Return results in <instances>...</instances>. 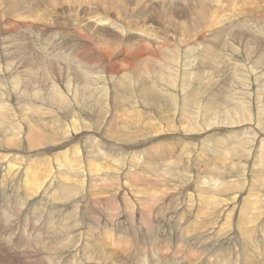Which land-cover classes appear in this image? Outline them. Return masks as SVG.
Segmentation results:
<instances>
[{
  "label": "rangeland",
  "instance_id": "1",
  "mask_svg": "<svg viewBox=\"0 0 264 264\" xmlns=\"http://www.w3.org/2000/svg\"><path fill=\"white\" fill-rule=\"evenodd\" d=\"M0 20V166L29 175L0 181V264H99L91 258L101 249L114 255L102 264H264V222L252 221L247 238L238 214L246 207L264 219V0H0ZM159 98L164 105L153 104ZM116 113L139 139L108 134ZM33 126L45 137L37 148L27 140ZM75 131L82 134L63 146ZM46 148L49 167L38 155ZM56 156L83 166L62 195L46 186L71 174L56 171ZM24 183L36 193L24 195ZM151 189L158 198L149 195L155 205L142 219L134 202ZM92 196L100 228L89 227ZM108 202L124 209L123 230ZM197 214L207 232L220 228L195 230L193 244L185 232ZM227 236L231 246L210 247Z\"/></svg>",
  "mask_w": 264,
  "mask_h": 264
},
{
  "label": "bare ground",
  "instance_id": "2",
  "mask_svg": "<svg viewBox=\"0 0 264 264\" xmlns=\"http://www.w3.org/2000/svg\"><path fill=\"white\" fill-rule=\"evenodd\" d=\"M230 1V0H229ZM232 2V1H231ZM230 2V3H231ZM236 2V1H235ZM11 4V3H10ZM75 9V8H74ZM10 11V10H9ZM36 12V11H35ZM89 12V11H88ZM230 15V14H229ZM2 16V15H1ZM90 17V16H89ZM2 18V17H1ZM4 18V17H3ZM15 18V17H14ZM92 18H93V15H92ZM21 19V18H20ZM11 20V19H10ZM19 20V19H18ZM85 20V19H84ZM6 21V20H5ZM7 21H9V20H7ZM0 22H1V20H0ZM5 23V22H4ZM7 23V22H6ZM16 24V23H15ZM7 25V24H6ZM11 28V27H10ZM3 29V28H2ZM8 29V28H7ZM14 29V28H13ZM9 30V29H8ZM11 30H12V28H11ZM144 35V34H143ZM162 52V51H161ZM161 56V55H160ZM168 58V57H167ZM148 66V65H147ZM160 67V66H159ZM161 69V68H160ZM160 71V70H159ZM169 71V70H168ZM167 71V72H168ZM170 75V74H169ZM15 76H16V74H15ZM26 80V79H25ZM142 88V87H141ZM38 90V89H37ZM35 91V90H34ZM152 91H153V89L151 88L150 90H145V92H143V93H145V98H146V100H149V99H153V96H152ZM142 92V91H141ZM31 93V92H30ZM29 93V94H30ZM161 99L162 98H159L157 101H155V103H153V104H160V105H164V103H162V101H161ZM150 102V101H149ZM148 102V103H149ZM131 103V102H130ZM145 103V102H144ZM143 103V104H144ZM147 103V102H146ZM151 104V103H150ZM147 105V104H146ZM102 106V105H101ZM124 106V105H123ZM133 106V105H132ZM155 108V107H154ZM163 108V107H162ZM166 108V107H165ZM169 108V107H168ZM96 109H97V107H96ZM171 110V109H170ZM190 110V109H189ZM123 111V110H122ZM188 113V112H187ZM192 113V112H191ZM99 115V114H98ZM108 117V116H107ZM118 117H119V115H117V113H116V115H115V118H113V119H110V123H109V130H108V134H110V135H112L113 137H116V138H118V139H123V140H134V139H136V137H137V135H139V133L136 135V134H134V132H133V130H134V128H132V123H130L129 124V126L127 127L126 125H123V124H120L119 122H118ZM110 118V117H109ZM120 118V117H119ZM9 120V119H8ZM121 121V120H120ZM4 122V121H3ZM23 122V121H22ZM229 122V121H228ZM82 123V121H80V123H78L79 125ZM95 123V122H94ZM135 123H136V121H135ZM18 124V123H17ZM77 124V123H76ZM143 124V123H142ZM137 126H138V124H136ZM15 127H16V125H14ZM13 126V127H14ZM75 125H73L72 126V129H71V132L72 131H74L75 129H76V127H74ZM146 126H148V125H146V124H144L143 126H142V128H144V129H146ZM33 127H35V126H33ZM140 127V126H139ZM81 128V127H80ZM133 130H132V129ZM136 128V127H135ZM148 128V127H147ZM195 128V127H194ZM16 129V128H15ZM29 128H27V130H28ZM108 129V128H107ZM156 129V130H155ZM155 129H153V131H156V132H153V133H158V129L157 128H155ZM77 130H79V127L77 128ZM161 130V129H160ZM7 131V130H6ZM18 131H19V129H18ZM21 131V130H20ZM9 132V131H8ZM76 132V133H75ZM75 132H73V135L72 136H69L70 138L68 139V140H65V141H63L61 144L63 145V146H67V145H69V144H71V142L73 141V138H76V137H79V134H82V131H75ZM106 132V131H105ZM147 132V131H146ZM4 133H5V131H4ZM10 134V133H9ZM18 135V134H17ZM28 136H27V140L28 141H30V147L32 148V147H39V141H41V140H43V139H45V137L43 136V135H41L40 134V132L38 131V129L35 127V128H30L29 129V132H28V134H27ZM74 135H76V136H74ZM134 135H136V137L134 136ZM157 135H159V134H157ZM25 136V135H24ZM81 136H84L85 138H90L91 136H92V134H91V136L90 135H81ZM95 136V135H94ZM96 137V136H95ZM142 137V136H141ZM138 138V137H137ZM7 139V138H6ZM20 139V138H19ZM93 140H92V142H94V140L96 139V138H92ZM139 139V138H138ZM8 140V139H7ZM10 140H11V138H10ZM22 140V139H21ZM12 141V140H11ZM15 141V140H14ZM44 142V141H43ZM96 142H97V140H96ZM125 142V141H124ZM16 143V142H15ZM20 143V142H19ZM15 145H17V144H15ZM44 145V144H43ZM126 146V145H125ZM36 147V148H37ZM100 148V147H99ZM187 149H189V147H187ZM51 151V149H49V148H46L45 149V151H43V152H38V155H40V156H43V157H46L47 155H45V153H47V151ZM100 150V149H99ZM185 150H186V148H185ZM154 151V150H153ZM167 151V150H166ZM187 151V150H186ZM17 152V151H16ZM73 152H75V154H76V156H78L79 155V149H75ZM148 152V151H147ZM158 152V151H157ZM157 152H155V153H157ZM222 152V151H221ZM36 153V152H35ZM160 153H162V152H160ZM171 153V152H170ZM237 153V151H235V154ZM59 154V153H58ZM223 154V153H222ZM225 154V153H224ZM239 154V153H238ZM19 155V154H18ZM49 155V154H48ZM112 155V154H111ZM161 155V154H160ZM160 155H158L159 156V158H160ZM35 156V155H34ZM71 156V155H70ZM115 156V155H114ZM151 156V155H150ZM158 156H157V160H158ZM169 156H171V155H169ZM153 157H155V156H153ZM166 157H167V155H166ZM165 157V155L163 156V161H165V160H167V158ZM141 158V157H140ZM170 158V157H169ZM6 159V158H5ZM46 159V162H47V165H48V167L50 166L49 164H50V162L52 161V162H54L52 159H51V157H46V158H44V160ZM139 159V158H138ZM56 161V164H58L57 165V169H56V167H54L53 168V170L54 169H56V171L58 172V171H60V173H69L70 174V171H71V174L69 175V177H67V174L63 177H61V176H53V177H51V180H48L47 182L48 183H46V186L48 187V189L50 188H52L53 186H55V187H57L56 189L54 188L53 190H54V192H58L57 194L58 195H62L63 193H64V191L65 190H67V188H69V187H62V185H66V186H68V183L69 182H78V181H80L81 179L79 178V177H77V175H80V173H77V172H79V170H77V169H81V168H83V166H80V165H77V161H75V159H70V162H69V160H68V158L66 159V161H64V165H60V162L62 161L61 159H60V156H56V159H55ZM77 160V159H76ZM106 161V160H105ZM152 161H154V160H152ZM178 161V160H177ZM15 162V161H14ZM45 162V163H46ZM51 162V163H52ZM160 162V160L159 161H156V163H159ZM80 164V163H79ZM208 164V163H207ZM106 165V164H105ZM114 165V164H113ZM162 165V164H161ZM169 165V164H168ZM65 166H73V167H75V168H72V170H71V168H69V172L67 171V170H65L64 168H65ZM135 166V165H134ZM22 167V166H21ZM24 167V166H23ZM45 167H47L46 165H45ZM51 167H53V166H51ZM59 167V168H58ZM178 167V166H177ZM21 168H20V166H18L17 164L15 165V163L14 164H11V162L10 163H8V164H5V165H1L0 166V181H2L3 183H4V181H8L9 180V183H11V184H15V183H17V184H21V180H22V174H24V175H26V178H28V170L26 169V171H24V168H23V171H21L20 170ZM51 169V168H50ZM90 170H91V168H89ZM155 169H157L156 167H155ZM64 170H65V172H64ZM150 170H152L153 171V169H150V168H146V171H148V172H151ZM45 171V173H46V170H44ZM51 171V170H50ZM91 171H93V170H91ZM99 172V171H101L100 170V167H98V166H96V168H95V172ZM105 171V170H104ZM161 171V170H160ZM49 172V171H48ZM54 172H55V170H54ZM54 172H52V173H50V174H53ZM57 172H56V174H57ZM135 172V171H134ZM34 173V172H33ZM38 173H39V171H38ZM43 173V172H42ZM49 173H46V175L48 176L49 175ZM8 174H10V176H8ZM95 174V173H94ZM143 174V173H142ZM174 174V173H173ZM36 175H38V174H36ZM35 175V176H36ZM97 175V174H96ZM128 175V174H127ZM148 175V174H147ZM138 175H135V177H137ZM42 177V176H41ZM46 177V176H45ZM134 177V178H135ZM39 179H40V177H38ZM57 178H60V179H62L63 181H61L60 182V184H59V182H57ZM140 178V177H139ZM158 180H156V182H157V184H159V179H160V177L159 178H157ZM162 179H163V177H161V181H162ZM28 180V179H27ZM33 180V179H32ZM105 180V179H104ZM208 180L209 179H207V180H205V182H204V184H203V189L204 190H207V192H208V190H210L209 192H211V187L209 188V187H207V186H205V185H208ZM31 180H29V182H30ZM37 181V180H36ZM202 181V180H201ZM2 182H1V184H2ZM5 182V183H6ZM27 182V181H26ZM34 182V181H33ZM44 182H45V180L43 179L42 180V182L41 183H43L44 184ZM211 182V181H210ZM8 183V182H7ZM35 184H38L37 182H34ZM33 183V184H34ZM10 184V185H11ZM29 184V183H28ZM210 185H212L211 183H209ZM9 185V186H10ZM42 184H40V185H37V188H38V186H40L39 188H38V190L42 187L41 186ZM98 185V184H97ZM5 186V185H4ZM20 185H18L17 187L15 186V187H12V185H11V188L12 189H14V190H16L17 189V191L19 192V187ZM22 186V185H21ZM21 186H20V188H21ZM24 186L26 187V188H24L25 190L23 191V193H24V195H27V194H31V195H33V194H35L36 192H35V190H33V189H31L29 186V188L27 187V185L24 183ZM32 186V185H31ZM105 187L107 186V185H104ZM213 186V185H212ZM33 187V186H32ZM44 187V186H43ZM42 187V188H43ZM23 188V187H22ZM138 188V187H137ZM169 188V187H168ZM36 189V188H35ZM96 189V188H95ZM151 190H153V189H151ZM190 190V189H189ZM203 190V191H204ZM220 190V189H219ZM140 191V190H139ZM39 192V191H38ZM143 192V191H142ZM141 191H140V193H142ZM152 192H156V193H151L150 194V192H148V196H147V198L146 199H141V200H138L139 202H134V203H136L137 205H139L140 207H143L142 208V210H143V212H141L142 213V219H147V216H149L148 214H149V211H150V209L152 208V205H155V204H153L154 203V200H156L157 198H155V194H157L158 193V191L156 190V191H152ZM22 193V192H21ZM19 194V193H18ZM51 194H52V192H51ZM139 194V193H138ZM210 194V193H209ZM149 195L150 196H152L153 197V199H151V201L153 202V203H150V200H149ZM257 195V194H256ZM28 196V195H27ZM54 196H55V193H54ZM13 197V196H12ZM28 197H30V196H28ZM48 197V196H47ZM62 197V196H61ZM60 197V198H61ZM64 197V196H63ZM58 198V197H57ZM65 198V197H64ZM155 198V199H154ZM172 198V197H171ZM215 198V197H214ZM15 199V198H14ZM50 199V198H49ZM66 199V198H65ZM227 199V198H226ZM263 199V198H262ZM89 200V199H88ZM219 200V199H218ZM251 200V199H250ZM55 201V200H54ZM58 201V200H57ZM60 201H61V199H60ZM96 201H97V199H96ZM143 201V202H142ZM200 201V200H199ZM198 201V202H199ZM203 201H204V198H203ZM254 201V200H253ZM253 201H251V203L253 202ZM27 202H28V200H27ZM50 202V201H49ZM53 202V201H52ZM94 202H95V196H92L91 197V200L89 201V203L90 204H93V209L95 210V212L94 213H91V219H92V223H91V225H89V227H91V226H93V225H96V227H99L100 228V223H103L102 222V215H103V212H101L100 210H97L96 208H95V204H94ZM124 201H122V203H123ZM207 202L208 203H210V198H208L207 197ZM261 202V201H260ZM259 202V203H260ZM1 203V202H0ZM126 203V202H125ZM133 203V204H134ZM156 203H158V202H156ZM202 203V202H201ZM250 202H249V204H251ZM254 204H255V201L253 202ZM10 204H12V203H10ZM38 204H40V203H38ZM42 204V203H41ZM97 204V203H96ZM109 206L111 205V206H113V207H115V209H116V211H114L115 213H113V216H111V218L110 219H112L113 220V218H116L117 220V223L119 222L120 224H121V226L120 227H117V228H119V230L120 229H122V227H124V225L126 224V222L125 221H128L127 220V217H124V215H123V211H124V209H123V211H120V208L121 207H119V204L117 205L116 203H112V204H109V202L107 203ZM133 204H130V203H127V204H125V205H129V207H130V210H131V208L133 209V210H135V207H134V205ZM230 204V203H229ZM101 205V204H100ZM248 205V204H247ZM22 206V205H21ZM40 206V205H39ZM58 206V205H57ZM249 206V205H248ZM251 206V205H250ZM259 206H260V204H259ZM263 206V205H262ZM20 207V206H19ZM46 207V206H45ZM108 207V206H107ZM128 207V208H129ZM157 207V206H156ZM254 207V206H253ZM38 208V207H37ZM40 208H41V206H40ZM110 207H108V209H109ZM112 208V207H111ZM126 208V207H125ZM127 208V209H128ZM107 209V208H106ZM107 209V210H108ZM159 209V208H158ZM187 209V208H186ZM251 209V208H250ZM255 209H257V208H255ZM42 210V209H41ZM79 210V205L77 206H75V204H74V206L72 205V211L73 212H75V211H78ZM111 210V209H110ZM120 211V212H117V211ZM153 210V209H152ZM230 210V209H229ZM260 210V209H259ZM261 210H262V208H261ZM141 211V210H140ZM160 211V210H159ZM232 211V210H231ZM264 211V210H263ZM18 212V211H17ZM86 212V211H85ZM108 212V211H107ZM127 212V211H126ZM130 212V211H129ZM129 212L127 213V214H129ZM134 212H136V211H134ZM216 212V211H215ZM257 212V211H256ZM262 212V211H261ZM39 213H40V211H39ZM39 213H38V215H39ZM76 213V212H75ZM132 213V212H131ZM138 213V212H137ZM137 213L135 214L136 215V218H135V220H137L138 222L140 221L139 219H137ZM156 213V212H155ZM159 213V212H158ZM160 213L162 214V212L160 211ZM170 213H171V211H170ZM233 213V212H232ZM232 213L230 212V213H227V215H229V214H231L232 215ZM252 212H251V210H249V208H243V207H241V210H240V212L238 213L240 216H243V219H244V216H245V218H246V223H245V225H244V223L243 222H241V223H243V229H241L240 230V232H245V237H247V238H251L252 239V237H253V233H251L252 231V229H251V227H252V221H254L256 224H258L257 226H259L261 223H263L264 222V219H258L257 220V216H255V215H258L259 213H257V214H251ZM40 214H42V213H40ZM109 214V213H108ZM139 214V213H138ZM150 214H152L153 215V212H151ZM249 214H251L252 215V217H250V216H248ZM89 215V214H88ZM112 215V214H111ZM164 215V214H163ZM183 215H185V214H183ZM204 215V214H203ZM261 214H259V216H260ZM126 216V215H125ZM200 216H202V215H199V214H197L196 215V218L194 217L193 219H195L194 220V223H193V226L191 227L190 226V228H188L187 229V231L185 232L186 234H185V238H188L190 235L192 236V233H194L195 232V230H198V231H200L201 233H204L203 235L204 236H209L210 234H214L215 232H216V229H218V228H220V227H215V224L216 223H213V230L212 231H209V232H207V229L208 228H205V223H204V220L202 219V218H200ZM264 216V215H263ZM87 219H88V216H85ZM237 217H239V216H237ZM99 218V220L98 221H96L97 219ZM220 218V217H219ZM230 218V217H229ZM229 218H228V216H227V218L225 217V219H226V222H228V220H229ZM240 218V217H239ZM242 218V217H241ZM264 218V217H263ZM44 219V218H43ZM109 219V220H110ZM150 219H151V217H150ZM192 219V218H191ZM222 219H224V218H222ZM231 219V218H230ZM149 220V219H148ZM153 220V219H152ZM161 220H163V219H161ZM161 220H156L155 222H162ZM181 220V219H180ZM206 220V219H205ZM214 220V219H213ZM169 221V220H168ZM183 221V220H182ZM231 221V220H230ZM242 221V220H241ZM11 222V221H10ZM90 222V221H89ZM141 222V224L143 225V226H145V223H144V221H140ZM143 222V223H142ZM166 223H167V220L165 221ZM174 222V221H173ZM180 222V221H179ZM191 222H193V221H191ZM240 222V221H239ZM252 222V223H251ZM118 223V224H119ZM149 223V225H150V221L148 222ZM152 223V222H151ZM159 223V224H160ZM187 223H189V222H186V226H187ZM241 223H239V224H241ZM5 224V223H4ZM7 224V223H6ZM10 224H12V223H10ZM10 224H9V227H10ZM119 224V225H120ZM170 224V223H169ZM238 224V225H239ZM256 224H255V226H256ZM190 225V224H189ZM217 225H218V223H217ZM0 226H2V225H0ZM6 226V225H5ZM8 226V225H7ZM6 226V227H7ZM19 226V225H18ZM158 226V225H157ZM185 226V227H186ZM225 226V225H224ZM262 226V225H261ZM4 227V226H3ZM7 228L8 230L10 229V228ZM94 227V226H93ZM107 227V226H106ZM146 227V226H145ZM178 227V226H177ZM226 227V226H225ZM15 228V227H14ZM38 228V227H37ZM164 227H162V229H163ZM238 228V227H237ZM4 229V228H3ZM11 229H12V227H11ZM10 229V230H11ZM67 229V228H66ZM82 229V228H81ZM161 229V228H160ZM14 230V229H13ZM47 230V229H46ZM90 230V229H89ZM123 230V229H122ZM5 231V230H4ZM15 231H16V229H15ZM69 231V230H68ZM67 231V232H68ZM104 231V230H103ZM166 231V230H165ZM261 231V230H260ZM9 232V231H8ZM37 232V231H36ZM106 232V231H105ZM108 232V231H107ZM182 232H184L183 230H182ZM89 233V232H88ZM100 233H102V232H100ZM113 233V232H112ZM243 233H242V235H243ZM1 234V233H0ZM6 234V233H5ZM16 234V233H15ZM94 232H91V233H89V237H92L93 238V236H94ZM99 234V233H98ZM183 234V233H182ZM195 234V233H194ZM197 234H198V232H197ZM229 234H230V232H229ZM263 234V233H262ZM4 235V234H3ZM19 235V234H18ZM108 235V234H107ZM110 235V234H109ZM196 235V234H195ZM192 236V237H196V238H194V241H193V244H198L201 240H198V235L197 236ZM226 235H228V234H226ZM5 236V235H4ZM3 236V237H4ZM103 236V235H102ZM201 236V235H200ZM252 236V237H251ZM35 237V236H34ZM10 238V237H9ZM18 238H19V236H18ZM17 238V239H18ZM105 238V237H104ZM182 238V237H181ZM189 238H191V237H189ZM211 238H212V235H211ZM210 238V239H211ZM214 238V237H213ZM222 238V237H221ZM221 238H219V239H221ZM246 238V239H247ZM14 239H16V238H14ZM182 239H184V238H182ZM196 239V240H195ZM208 239V238H207ZM216 239V242H211V246L210 247H218L219 245H221V244H223L224 246L226 245V246H231L230 245V242H231V239H232V236H227L226 238H224L223 240H218L217 238H215ZM10 241V240H9ZM98 241V240H97ZM97 241L95 242V244H94V249H93V251L94 252H99L98 250H100L101 249V247H99V245H98V243H97ZM182 241V240H181ZM90 242V241H89ZM70 243V242H69ZM97 243V244H96ZM178 243V242H177ZM201 243H203L204 244V246H209L208 245V243H206V242H204L203 240H202V242ZM210 243V242H209ZM246 243V242H245ZM248 243V242H247ZM11 244V243H10ZM23 245V244H22ZM237 245V244H236ZM246 245V244H245ZM248 245H249V243H248ZM46 246V245H45ZM89 246V245H88ZM226 246H225V248H226ZM244 246V245H243ZM247 246V245H246ZM93 247V246H92ZM91 247V248H92ZM236 247V246H235ZM31 248V247H30ZM45 248V247H44ZM205 248V247H204ZM208 247H206L205 249H207ZM230 248V247H229ZM237 248V247H236ZM249 248V247H248ZM248 248H247V250H248ZM23 249V248H22ZM48 249H50L49 247H48ZM220 249V248H219ZM29 250V249H28ZM83 250H85L86 252H87V248H83ZM238 250V249H237ZM253 250V249H252ZM111 251V250H110ZM226 251V250H225ZM112 252V251H111ZM247 252V251H246ZM112 253H114V252H112ZM236 253H238V252H236ZM90 254V253H89ZM93 254H95V253H93ZM102 254H104V252H102V249H101V253L99 252V253H96L95 255V257L97 258V259H94V258H91V259H93L94 261H96L95 263H99V264H102V262L100 263V257H101V259H104V261L105 260H108L109 258H111V257H114V255H111L110 253H108V254H106V255H102ZM120 254V253H119ZM223 254V253H222ZM252 254V253H251ZM110 255V256H109ZM88 256V255H87ZM107 257H108V259H107ZM123 258V257H122ZM244 258V257H243ZM248 258V257H247ZM246 258V259H247ZM99 259V260H98ZM237 259H239V258H237ZM119 260H120V258H119ZM81 261V260H80ZM90 262H92V261H90ZM80 263V262H79ZM249 263V262H248ZM253 263V262H252ZM83 264V263H82ZM107 264V263H106Z\"/></svg>",
  "mask_w": 264,
  "mask_h": 264
}]
</instances>
